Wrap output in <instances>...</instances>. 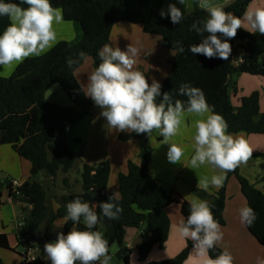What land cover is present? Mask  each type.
Segmentation results:
<instances>
[{
  "label": "trees",
  "instance_id": "1",
  "mask_svg": "<svg viewBox=\"0 0 264 264\" xmlns=\"http://www.w3.org/2000/svg\"><path fill=\"white\" fill-rule=\"evenodd\" d=\"M254 0H231L222 7L236 17L244 16L248 6ZM20 3V0H5ZM53 7L63 10L66 21H74L80 26L81 33L73 42L60 41L48 52L39 57L26 59L10 77H0V144L10 145L16 153L31 164V176L43 172L54 182L59 173L66 177L78 165L81 154L72 150L63 138L69 133L71 125L80 123L92 115L94 102L85 95V91L76 78V71L84 64L80 60L71 68L69 58L78 59L83 51L94 61V67L101 62L98 52L110 41L115 25L131 23L141 25L144 31L162 38L166 49L176 53L170 76L161 87L159 103L165 92L170 93L173 102L179 99L187 106V97L179 95L182 83L200 88L214 111L224 117L231 134L264 133V113L260 110V93L241 98V105L234 107L229 99L230 92L237 93L232 78L238 74L264 77V36L238 29L235 38L228 42L233 46L236 40L245 42L249 53L245 62L234 66L228 60L208 59L203 55H193L188 49L192 44H199L203 37L191 30L194 22L207 18L208 13L201 9L199 0L195 1L194 10L183 14L179 24H173L170 16L161 18L166 0H50ZM152 6V8H151ZM21 7H27L22 4ZM9 24L7 17H0V34ZM207 35V33H205ZM221 40L227 39L220 37ZM177 42L185 48L184 53L177 50ZM60 86L72 102L71 107H64L49 102L46 94L54 86ZM155 132V131H154ZM120 139H138L142 143L140 163L129 162L127 173L118 178L119 199L116 201L123 209L116 220H107L100 214L98 205L107 202L112 194L108 190L111 165L105 161L97 166L84 164L81 173V192L67 190L58 198V208L50 200V190L37 181L22 184L16 192L13 184L7 182V189L14 202H24L31 207L29 217L17 232L18 246L23 249V240H31L44 248L45 243L55 242L57 234L55 222L66 220L62 230L67 234L71 229L87 230L83 218L74 224L67 217L66 204L79 197L89 202L100 214V223L92 230L100 231L109 242V249L118 245L116 257L122 264H130L132 250L126 247L125 237L128 228L142 229L140 242L136 247L138 259L145 263L154 248L165 249L171 230V220L167 209L177 203L186 220L190 213V203L178 198L174 192L167 191L154 179L149 166L152 162L154 147L147 134H124ZM163 137L159 135L158 141ZM264 159V153L252 155ZM235 177L247 200L248 206L256 213L252 226H246L256 241L264 247V192L258 190L248 179L240 174L239 167L227 173L224 185L216 195H209L201 189L194 190L198 196L210 199L214 218L220 225H225L224 210L226 204V185ZM0 183V210L3 206ZM56 199V198H54ZM57 201V200H56ZM0 249L12 250L8 237L0 234ZM193 249L192 241L175 258L147 264H184ZM14 251V250H13ZM223 250L217 245L209 251L212 258ZM0 264H5L0 259ZM20 264H23L22 262ZM34 264H51L47 255L40 254Z\"/></svg>",
  "mask_w": 264,
  "mask_h": 264
},
{
  "label": "clouds",
  "instance_id": "2",
  "mask_svg": "<svg viewBox=\"0 0 264 264\" xmlns=\"http://www.w3.org/2000/svg\"><path fill=\"white\" fill-rule=\"evenodd\" d=\"M184 4L185 0H178ZM26 4L27 7H21ZM201 9L208 13L206 19L194 22L191 30L203 37L202 42L189 46L193 54L208 59L228 60L232 47L229 39L235 38L238 29L245 28L250 33L264 36V7L246 11L243 18L226 12L220 6H214L210 0H199ZM161 18L170 16L173 24H179L183 12L176 4H169L167 12L161 10ZM0 17H7L9 24L0 34V67H9L23 63L30 57H39L49 50L57 39L54 25L63 20V10L53 7L50 0H20V3L0 0ZM207 33V35H205ZM227 39L221 40L220 37ZM177 50L185 48L177 42ZM174 55V53H172ZM101 62L88 76L85 95L101 109L100 116L108 125L119 132L147 134L157 131L163 137V143L169 144L167 159L170 163H181L185 150L172 142L185 124V114H192L194 120V154L190 157V168L196 169L210 165L219 170V174L204 177L197 187L207 191L209 186L219 189L224 185L227 173L240 165H246L253 155V149L243 136L228 132L224 117L216 113L207 102L203 91L182 83L179 95L187 97L185 102L176 99L173 102L170 93L165 92L162 100V85L155 79L149 84L143 72L135 70L139 49L132 44L122 51L105 44L98 52ZM86 53L81 51L78 59L69 58L68 67L87 61ZM119 195L114 193L107 202L98 207L100 214L107 220L119 219L123 209L116 202ZM190 213L175 226L176 232L185 240H191L193 252L200 264H234V257L227 250L212 258L209 251L223 240L219 222L214 218L211 206L206 200H190ZM67 217L74 224L83 218L87 230L71 229L66 235L57 234L55 242L45 243L44 252L51 264H110L109 242L100 231L92 230L100 223V214L93 206L79 197L66 204ZM242 225L252 226L256 220L253 208L243 206L239 209ZM202 258V260L200 259ZM257 264L264 259L257 258Z\"/></svg>",
  "mask_w": 264,
  "mask_h": 264
},
{
  "label": "crops",
  "instance_id": "3",
  "mask_svg": "<svg viewBox=\"0 0 264 264\" xmlns=\"http://www.w3.org/2000/svg\"><path fill=\"white\" fill-rule=\"evenodd\" d=\"M230 2L231 0H228L227 4ZM227 4L225 3V5ZM223 5L219 6L224 7L225 5ZM257 7H264V0H254L246 11L254 10ZM63 21H65L64 18L62 22L54 25L57 39L53 46L60 41H72L76 36L74 33H71V29L69 30L71 24H65ZM57 25H67V39L63 40L65 38L63 34L65 33L58 30ZM244 27L250 28L247 23H245ZM245 28L242 27L240 29L249 32ZM131 44L139 49L135 70L143 72L149 84L155 79L162 85L172 73L176 53L163 46L160 36L146 33L141 25L127 22L115 25L112 29L108 45L113 48L119 47L122 51H126L127 47ZM20 64L0 67V77H10ZM94 69V61L91 57H88L87 61H84V64L76 71V78L85 93L88 76ZM232 83L237 86V93H234L232 90L229 95L230 102L234 107L241 105V98L250 96L257 91L260 93V110L264 113V77L238 74L232 78ZM46 99L60 106H72L71 100L58 85L48 91ZM100 112L101 109L94 104L92 115L80 123L71 125L69 133L63 138V141L69 147L70 140L73 144L79 145L78 151L70 148L81 154L79 164L82 167L84 164L97 166L105 161H109L111 174L108 190L112 195L114 193L120 195L119 175L127 173L129 162L140 163L142 143L138 139H120L121 133H130L112 129L105 118L100 116ZM199 118L186 113L184 126H182L179 134L172 138V142L185 150L181 163L174 164L168 161L167 152L170 145L164 144L163 140L158 141L159 133L157 131L152 133L150 141L154 147V153L149 166V172L167 191L174 192L176 197L184 199L187 202H190L193 198H199L208 201L210 205V199L201 198L194 193V190L200 189L197 187L200 179L208 177L210 180L211 176L219 174V170L212 168L210 165L191 169L189 163L191 155L194 154L193 137L195 129L192 125L194 120ZM233 135L243 136L248 141L250 147H252L253 155L264 153V133H253L250 135L238 133ZM239 170L243 177L248 179L258 190L264 192V159L251 157L246 165L239 166ZM8 181L11 183L17 181L20 185L29 181H37L49 190H52L56 186V183L52 179L47 178L43 172L39 173L36 177H32L30 162L21 158L10 145L0 144V183L4 184L2 189L3 206L0 210V234L7 235L10 248L18 255V261L21 263V251L18 252L20 246H18L17 232L29 217L31 207L27 203L13 201L6 187ZM220 190L221 188L217 189L210 184L206 192L209 195H216ZM243 206H248L247 200L242 194L238 180L235 177H231L226 185L225 225H220L223 232V240L217 246L222 250L227 249L232 254L234 264H257V258L264 259V247L251 235L246 225L241 224L239 209ZM58 207L59 204H55L54 208ZM167 213L171 220V230L165 249L159 250L154 248L145 263H141L138 259L140 264L162 262L175 258L185 249L187 243L191 241L180 237L175 230V226L184 219L180 205L177 203L171 205L167 209ZM61 221L58 223H61V226L64 228L66 220L62 219ZM55 224L57 226V221ZM60 228L62 229V227ZM141 234L142 229L128 228L126 231V247L131 249L132 252L135 251L136 254V247L140 242ZM7 252L9 251L0 249V259L6 260L8 257L5 253ZM109 255H111L110 252ZM200 259L202 260V258ZM130 264H136V262L131 263L130 259ZM184 264H200V260L196 258L193 249Z\"/></svg>",
  "mask_w": 264,
  "mask_h": 264
},
{
  "label": "rangeland",
  "instance_id": "4",
  "mask_svg": "<svg viewBox=\"0 0 264 264\" xmlns=\"http://www.w3.org/2000/svg\"><path fill=\"white\" fill-rule=\"evenodd\" d=\"M195 1L196 0H185V3L182 5V4L178 3V0H166V3L164 5L163 10H165V12H167L169 4H176V6L181 9L183 14H189V13H191L194 10ZM227 1L228 0H210V2L214 6H219V5L222 6L223 4L225 5V3L227 4ZM151 8H152V6H151ZM63 22L65 24H71L70 27H69V30L71 29L70 30L71 33H74L76 35L75 38L72 41H68V42L75 41L76 38L78 37V34L81 33L80 26L74 21H66L65 20ZM56 27H57L58 30H60L61 32H64L65 34L68 31L67 30V25H57ZM65 34H63L64 37H65L63 40L67 39L68 35L67 34L65 35ZM65 41H67V40H65ZM69 145H70V147L72 149L78 151L77 149H79V147H78L79 145L73 144L71 142V140L69 142ZM80 149H82V148H80ZM81 173H82V166L78 163V165H76V167L73 170H71V172L68 175V177H69V180H68L69 184L68 185H66L65 182H64V179H65L64 174L59 173V175H58V177L56 178V181H55L56 186L53 187V189L50 190V193H49L50 200H51V203H52L53 207L55 206V204H57L58 198L61 195L66 194L67 190H71V191H75V192H80L82 190ZM54 198H56V199H54ZM61 220L62 219H57L56 220L58 227L56 226V224H55V227H56V231L57 232H62V230H63V226H61V223H58ZM60 227H62V229ZM118 249H119V247L116 244L113 245L109 249V252H110V254L112 256V261H110V264H122V262L116 257V253H117ZM7 251H9V252H7L5 254L8 257L7 258L8 260L7 259L4 260V263L5 264H20L19 261H18L19 260L18 255L13 250H7ZM20 251H22L21 247H19V249H18V252H20ZM40 254H45L44 248H40L39 255ZM130 259H131V263L136 262V264H140V262L138 261V258H137V254L135 253V251H133L131 253Z\"/></svg>",
  "mask_w": 264,
  "mask_h": 264
},
{
  "label": "built area",
  "instance_id": "5",
  "mask_svg": "<svg viewBox=\"0 0 264 264\" xmlns=\"http://www.w3.org/2000/svg\"><path fill=\"white\" fill-rule=\"evenodd\" d=\"M249 53L245 49V42L241 40H236L232 46V52L228 58V62L234 66H239L245 62L246 57ZM13 184V191L16 192L17 188L21 185L15 181ZM19 195L18 192H16ZM40 247L37 243L29 241L27 239L23 240V249L20 253L21 262L23 264H34L39 256Z\"/></svg>",
  "mask_w": 264,
  "mask_h": 264
}]
</instances>
